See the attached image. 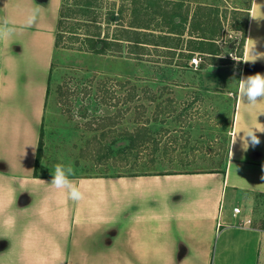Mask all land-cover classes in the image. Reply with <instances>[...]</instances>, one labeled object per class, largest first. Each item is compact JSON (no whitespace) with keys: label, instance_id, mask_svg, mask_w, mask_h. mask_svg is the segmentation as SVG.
<instances>
[{"label":"crops","instance_id":"1","mask_svg":"<svg viewBox=\"0 0 264 264\" xmlns=\"http://www.w3.org/2000/svg\"><path fill=\"white\" fill-rule=\"evenodd\" d=\"M61 4L0 0V22L16 28L0 40V222L14 218L0 227V264H264V133L255 147L245 150L239 137L232 145L234 133L264 124V100L249 110L237 96L229 155L218 169L73 175L85 193L80 202L45 183L52 173L38 155ZM231 7L249 12L237 71L264 74V58L247 62L264 56V0ZM36 8V22L24 27Z\"/></svg>","mask_w":264,"mask_h":264},{"label":"rangeland","instance_id":"2","mask_svg":"<svg viewBox=\"0 0 264 264\" xmlns=\"http://www.w3.org/2000/svg\"><path fill=\"white\" fill-rule=\"evenodd\" d=\"M68 1L71 14L63 23L55 54L41 134V170L54 173L57 163L70 165L74 175L223 167L229 155L240 77L237 44L243 36L234 23L243 15L231 6L243 0H159L148 14H142L144 10L139 14V23L152 28L144 30L156 33L148 36L151 40H143L147 41L143 46L115 40L121 37L122 28L114 17L123 16L129 23L130 0H97L88 17L76 13L74 0ZM177 2L183 4L178 11L189 16L200 5H206L205 14L218 9L221 15L220 52H196L202 58L196 67L188 65L196 53L186 46L187 22L178 17L169 22L168 12ZM158 9L166 18L153 15ZM92 16L98 17V25L91 22ZM175 23L185 26L180 40L168 32ZM98 33L100 39L108 36L112 42L106 53L90 50L88 37ZM164 34L171 36L157 37ZM177 42L178 50L162 46L175 47ZM192 46L200 50L201 44L198 40Z\"/></svg>","mask_w":264,"mask_h":264},{"label":"trees","instance_id":"3","mask_svg":"<svg viewBox=\"0 0 264 264\" xmlns=\"http://www.w3.org/2000/svg\"><path fill=\"white\" fill-rule=\"evenodd\" d=\"M131 2V6L132 8L130 9V18L128 21L129 23H127V21H125L123 19V16L121 17H114L116 23H118L120 26V28H122L120 31V36L121 37H116L115 40H127L131 43H134L136 45H142L144 42L146 44L147 41H143V40H151L149 38L151 37H155L154 32L152 31H146L145 29H152L149 26H145L144 24L139 23V14L142 13L141 11L144 10L145 13H142L144 15L148 14V9L150 7H152V5H156L158 4L159 0H130ZM75 5L78 7V9L76 10V13L78 14H82V16H89V14L92 13V8H95L98 3L97 0H74ZM182 3L177 2L175 4V6H173V10L171 12H168L169 14V22H175V18H179L180 21H182L183 23H186L189 19V14L186 13H182L181 11H178L179 8L182 7ZM71 6L72 4L69 3L68 0H62V4H61V8H60V19H59V24H58V31H57V38H56V45L57 48L60 46L61 43V32H62V27H63V23L65 21L66 18H68L71 14V12H69L71 10ZM206 5H200L199 10H197V12H195V14H193V16L191 17V22H190V28L187 32L188 34V38H187V49L190 53H193L196 50L195 46H192V44L194 42H198L201 44V47H199V51L205 52L209 55H217L220 52V46L217 43V40L219 39V35H220V31L222 28V19H221V15L219 10L215 9L214 13H207L206 12ZM159 8H162L161 5L158 6ZM174 7H177V9ZM203 11V15H201V10ZM176 10V11H175ZM180 10V9H179ZM211 10V8H210ZM237 13L243 15L242 20L239 19V21H236L234 23H238V25H236V28H238V30L242 31V39L240 40V42L238 41V49H239V54H241V56L243 55V48L245 45V40H246V34H247V27H248V21H249V12L248 11H242V10H236ZM73 12V11H72ZM163 11H160L158 9V11H154L153 15L156 16H163V18H166V16L163 15L162 13ZM123 13V10H122ZM236 13V14H237ZM206 16H205V15ZM86 17V18H87ZM240 17V16H239ZM85 18V19H86ZM158 18V17H156ZM162 17H160L161 19ZM197 18V19H196ZM237 18V16H236ZM88 20V19H86ZM92 23H94L95 25H98L100 22L98 20L97 16H92V18L90 19ZM200 23V27L201 31H198L199 28L196 27V22ZM182 24H174L172 25V27H169L168 32H170L171 34H175L178 36L179 40L182 36H184V34L186 33V30L184 29L185 26L183 24V27H181ZM160 30V29H159ZM198 31V32H197ZM150 32V33H147ZM100 33L98 34H94L91 35L90 37H88V42H89V47L90 50L92 52L95 53H106L110 46L112 45L111 40H109V37H105L100 39L99 37ZM151 36L148 38V36ZM171 35H158L157 37L159 39L163 38V39H167L169 38ZM174 36V35H173ZM97 38V39H95ZM100 42L102 43V47H98V45L100 44ZM142 43V44H141ZM183 43V41H182ZM178 45H176L175 47H172V45H168V44H163L162 46L169 48L170 50H178L179 49V43L177 42ZM157 45H160L159 43H157ZM143 46V45H142ZM172 48V49H171ZM172 53H175L172 52ZM190 56V55H189ZM240 56V57H241ZM42 143V142H41ZM41 149V145L39 148V151ZM38 158H40V154L38 155Z\"/></svg>","mask_w":264,"mask_h":264},{"label":"clouds","instance_id":"4","mask_svg":"<svg viewBox=\"0 0 264 264\" xmlns=\"http://www.w3.org/2000/svg\"><path fill=\"white\" fill-rule=\"evenodd\" d=\"M38 15L39 9H33L27 17L24 27H31L36 22ZM15 32L16 28L10 26L7 20L0 22V40L11 39ZM260 58H264V56H256L247 62L255 63ZM235 95L245 103L247 109L254 110L259 101L264 100V74L257 72L252 75H242L239 78L238 90ZM241 132H243V136H240ZM257 132L264 133V124L260 123L259 127L254 125L248 126L241 129L239 133H234L232 145L236 143L238 137L241 139L242 147L245 150H247L249 146L255 147L259 145L260 138L257 135ZM73 175V169L70 165L66 166L62 163H57L54 168V173L51 174L50 182L45 183L58 192H62L66 198L74 202H80L85 199V193L82 191L78 183L71 179ZM9 225H14V218L10 217L3 222H0V227L2 228L7 229Z\"/></svg>","mask_w":264,"mask_h":264},{"label":"built area","instance_id":"5","mask_svg":"<svg viewBox=\"0 0 264 264\" xmlns=\"http://www.w3.org/2000/svg\"><path fill=\"white\" fill-rule=\"evenodd\" d=\"M201 61H202V58L198 54H196L190 59L189 64L191 66L196 67V66H199L201 64ZM240 212H241V209L239 207H236L235 208V213L237 214V213H240ZM238 224L241 225L242 222H239Z\"/></svg>","mask_w":264,"mask_h":264}]
</instances>
